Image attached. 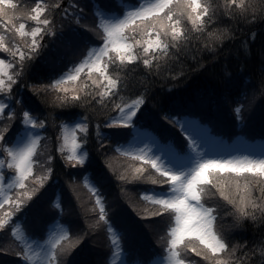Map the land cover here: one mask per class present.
I'll return each instance as SVG.
<instances>
[{
  "label": "snow or ice",
  "instance_id": "snow-or-ice-1",
  "mask_svg": "<svg viewBox=\"0 0 264 264\" xmlns=\"http://www.w3.org/2000/svg\"><path fill=\"white\" fill-rule=\"evenodd\" d=\"M122 3V11H94L95 30L102 42L87 39L82 31L87 28L82 24V10L72 13L78 27L69 25L67 34L59 33L69 46L86 43L89 47L78 63H71L51 83L39 86L44 91L55 92L54 100L49 102L53 112L85 110L83 115L69 111L65 119L56 122L52 113L43 118L34 114L22 95L24 85L17 90L20 98L14 94V88L46 47L45 37L57 35L52 13L61 7V0L51 6L45 0H34L30 7H22L17 0H0V28L4 30L0 31V52L9 57L0 58V123L3 124L0 127V233L10 232L18 249L15 254L22 257L20 264H91L82 243L87 231L73 237L69 227L55 218L57 214L62 218V193L56 194L52 201L56 212L54 219L44 225L46 239H36L27 233L17 214L30 208L38 211L44 199H49L41 189L51 185L53 149L49 147L43 164L37 159L38 155H45L41 141L47 139L51 144L52 138L46 136V129L58 128L54 152L69 166H83L89 159L91 118L88 110L99 108L103 110L106 125L104 130L100 124L96 125L94 135L99 149L106 147L101 141L116 140L117 153L139 162L132 167L131 180H146L160 186L145 189L142 195L150 205L143 210V216L158 217L165 224L164 235L160 237L164 242L163 255L153 253L148 264H245L246 261L253 264L250 256L237 255L246 244H230L217 229L219 208L210 201L218 197L225 202L228 208L225 215L231 214L237 223L244 219L264 221V147L246 154L209 150L208 141L198 131L199 125L189 119L181 124L186 142L161 144L137 126L147 90L135 98L123 94L128 92L129 69L134 71L142 63L149 72L155 66L158 73L161 62L166 66L170 58H176L174 52L191 46L194 39L199 41L206 35L204 48L216 52L232 35L229 27H216L221 17L256 22L253 0H224L222 10L213 0H122ZM69 7L78 8L72 4ZM67 16L65 9L62 18ZM243 47L247 53L248 42ZM62 59L55 61L53 67L60 65ZM113 67L118 69L115 73ZM182 75L180 72L172 78ZM31 87L39 95L37 87ZM14 99L24 109L19 116L11 103ZM243 111L244 105L237 102L234 113L238 121ZM121 140L125 143H119ZM118 179L123 181L125 176ZM83 182L98 207V220L93 227L99 230L102 222L109 237V264H126L122 259V237L134 226L120 223L114 218L115 213L110 218L105 198L97 186L101 178L89 174ZM97 207L91 211L96 212ZM257 254L255 264H264V239L252 250V255ZM77 255L81 258H72Z\"/></svg>",
  "mask_w": 264,
  "mask_h": 264
},
{
  "label": "trees",
  "instance_id": "trees-1",
  "mask_svg": "<svg viewBox=\"0 0 264 264\" xmlns=\"http://www.w3.org/2000/svg\"><path fill=\"white\" fill-rule=\"evenodd\" d=\"M17 2L22 7H30L34 4V0H17ZM45 2L51 6L56 0H45ZM223 2L224 0H213L215 5L221 6V10ZM253 3L257 17L254 23L236 21L226 16L221 17L216 27H229L232 35L223 45L218 46L216 52L204 48V41L207 39L205 35L200 37L199 41L194 39L191 46L183 48L179 53L174 52L176 58L174 60L170 58L166 66L161 62L162 66L158 73L155 66L149 72L142 63L134 71L131 69L127 71L129 83L128 92L123 93L125 96L135 98L141 92H145V89L147 90L145 103L138 113L140 116L138 127L153 132L162 142H186L185 134L173 118L191 116L206 123L210 134L218 135L226 140L236 136L243 137L245 140L264 138V19L261 18L264 16V0H253ZM70 4L78 8L69 7ZM97 4L106 7V10H123V3H118V0H66L64 7L61 0V7L54 13L50 8V13L55 16L57 35L45 37L43 43L46 47L37 56L25 78L14 88V94L20 98L17 90L24 85L23 97L31 105L34 114H38L41 118L52 113L56 122H59L66 118L69 111L84 114L85 110L79 108L56 109L53 112L49 102L54 100L55 92L44 91L39 86L51 83L63 71H66L71 63H78L86 54L88 44L81 43L72 47L65 44L59 37L61 31L66 34L69 32V25L78 27L74 24L75 17L72 16L74 11L82 10L83 12L82 24L87 28H83L82 31L86 33L87 39L102 42L100 34L95 30L97 19L94 11L98 10ZM65 9H71L72 12H68V16L62 18ZM89 28L92 30L89 31ZM0 31L4 30L0 28ZM253 33H255L254 40ZM244 42H248L247 53L243 47ZM0 58L9 59L8 55L2 52H0ZM60 58H63L60 65L54 68V62ZM117 70L115 67L112 69L114 73ZM180 72L183 73L181 77L172 78ZM31 86L37 87L39 95ZM238 97L239 101H237ZM237 102L244 105L242 119L239 121L234 113ZM11 103L19 116L24 109L16 104L15 99ZM88 112L91 124L87 143L89 159L86 164L69 166L59 153L54 152L58 128L46 129V136L52 138L51 144L47 139L41 141V150L45 155H38L37 159L43 164L49 147L53 149L54 171L50 177L51 185L41 189L44 196L49 199H44L38 211L31 208L26 212L22 210L21 214H17L18 218L27 233L36 239H46L44 225L54 219L53 213L56 212L51 206L52 201L56 198V194L62 193V218L59 214L55 218L69 227L73 237L87 231L86 239L82 243L87 252L86 258L91 261V264H109L111 259L109 237L102 222L99 230L93 227L98 220V207L95 205V197L83 182L84 176L94 175L101 178L97 186L105 198L110 218H113L115 213L114 218H117L120 223L134 226L128 230L126 236L122 237L124 249L122 259L126 261V264L136 260L146 264L153 258V253L159 252L163 255L164 242L160 240V237L164 235L165 224L158 217L143 216V210L150 208V205L142 199V195L145 189L160 186L151 185L146 180H131L132 167L138 166L139 162L117 153L116 140L101 141L106 147L99 149L94 133L97 124H100L102 130L106 128L104 113L99 108L89 109ZM2 126L3 124L0 123V127ZM119 143L123 144L125 141L121 140ZM40 171L41 168L37 166V172ZM121 175L125 176L123 181L118 179ZM37 196H40V193H37ZM33 199L35 200L36 197ZM210 203L216 204L219 208L217 229L226 236L230 244H246V247L238 251L237 255L250 256L255 264L259 257L258 254L252 255V250L264 239V221L253 222L244 219L237 223L231 214L225 215L228 208L221 199L214 198ZM93 207H97L96 212L91 211ZM17 250L10 232L0 233V264L20 263L22 257L15 254ZM72 258L80 259L81 257L77 255Z\"/></svg>",
  "mask_w": 264,
  "mask_h": 264
},
{
  "label": "rangeland",
  "instance_id": "rangeland-1",
  "mask_svg": "<svg viewBox=\"0 0 264 264\" xmlns=\"http://www.w3.org/2000/svg\"><path fill=\"white\" fill-rule=\"evenodd\" d=\"M65 1V0H62ZM68 12H72L71 9H67ZM185 119L196 121L199 125L198 131L203 137L208 141L207 147L209 150H224V151H230L233 152V154H246L253 151H259L261 147H264V138H255L254 140L248 141L245 140L243 137L236 136L230 140H226L224 138H220L218 136L212 135L209 132V128L201 124L198 120L188 117H182L178 120H180V128L181 124L184 122ZM146 133L149 135L157 138L153 133H151L148 130L143 129ZM132 137H129L128 140H131ZM158 139V138H157ZM159 140V139H158ZM160 142V140H159ZM161 143V142H160ZM163 144V143H161ZM137 147H143V144H137ZM20 264V263H18ZM130 264H142L139 260H136ZM148 264V263H146Z\"/></svg>",
  "mask_w": 264,
  "mask_h": 264
}]
</instances>
